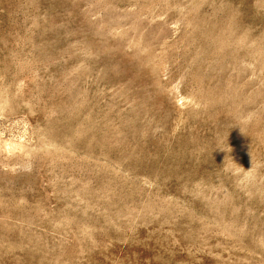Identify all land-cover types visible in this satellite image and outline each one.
Returning <instances> with one entry per match:
<instances>
[{"label":"rangeland","instance_id":"obj_1","mask_svg":"<svg viewBox=\"0 0 264 264\" xmlns=\"http://www.w3.org/2000/svg\"><path fill=\"white\" fill-rule=\"evenodd\" d=\"M0 264H264V0H0Z\"/></svg>","mask_w":264,"mask_h":264}]
</instances>
